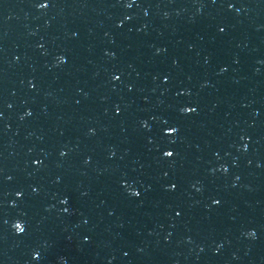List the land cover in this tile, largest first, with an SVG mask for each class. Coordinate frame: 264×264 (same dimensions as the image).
<instances>
[{
    "label": "water",
    "instance_id": "1",
    "mask_svg": "<svg viewBox=\"0 0 264 264\" xmlns=\"http://www.w3.org/2000/svg\"><path fill=\"white\" fill-rule=\"evenodd\" d=\"M0 264H264V0H0Z\"/></svg>",
    "mask_w": 264,
    "mask_h": 264
},
{
    "label": "snow or ice",
    "instance_id": "2",
    "mask_svg": "<svg viewBox=\"0 0 264 264\" xmlns=\"http://www.w3.org/2000/svg\"><path fill=\"white\" fill-rule=\"evenodd\" d=\"M133 2H134V0H133ZM126 6H127V7H131L132 5H131V4H127ZM39 7H40V8H45V7H48V4H47V3H40V4H39ZM227 7H228L229 9H231V8L233 7V4L229 2V3H227ZM218 31H219L220 33H223V32L225 31V28L220 27V28L218 29ZM57 59H58V62H60V63H64V62H65V61H64V57H62V56H61V57H58ZM221 71H225V69L222 68ZM112 79H113V80H117V79H119V77H117V76L114 75V76L112 77ZM180 111H181L182 113H184V114H189V113H194V112H196L197 109H196L195 107H183V108L180 109ZM118 113H119V109L117 108V114H118ZM178 131H179V129H178L176 126L171 125V126H169V127L165 130V135H167V136H171V135H173L174 133H177ZM60 154H61V156L65 155L64 152H61ZM174 155H175V153H174V151H172V150H164L163 153H162V156H163L164 158H171V157H173ZM225 171H226V170H225ZM175 187H176V185H174V184L171 185V188H172V189H174ZM32 191H33V192H36L37 189H36V188H33ZM16 195L19 197V196L22 195V193L17 192ZM130 195L133 196V197H139V196L141 195V193H139V192L133 190V191L130 192ZM60 203H61L62 205H65V204L68 203V200H67V199H61V200H60ZM212 203H213L214 205H218V204L221 203V201H220L219 199L213 198V199H212ZM64 211L67 212V211H68V208H65ZM175 215H176V216H180V215H181V212L177 211V212L175 213ZM12 227L14 228L15 233H17V234H22V233L25 232V227L23 226L22 222H19V221H18V222L13 223ZM248 235H249V236H253L254 233L249 232Z\"/></svg>",
    "mask_w": 264,
    "mask_h": 264
},
{
    "label": "clouds",
    "instance_id": "3",
    "mask_svg": "<svg viewBox=\"0 0 264 264\" xmlns=\"http://www.w3.org/2000/svg\"><path fill=\"white\" fill-rule=\"evenodd\" d=\"M37 7L40 8L39 5H37Z\"/></svg>",
    "mask_w": 264,
    "mask_h": 264
}]
</instances>
